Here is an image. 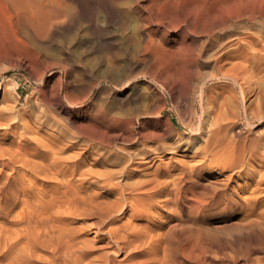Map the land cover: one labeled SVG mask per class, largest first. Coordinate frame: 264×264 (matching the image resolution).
<instances>
[{
	"label": "rangeland",
	"instance_id": "374dc122",
	"mask_svg": "<svg viewBox=\"0 0 264 264\" xmlns=\"http://www.w3.org/2000/svg\"><path fill=\"white\" fill-rule=\"evenodd\" d=\"M51 1L0 0V264H264L263 8Z\"/></svg>",
	"mask_w": 264,
	"mask_h": 264
},
{
	"label": "bare ground",
	"instance_id": "6f19581e",
	"mask_svg": "<svg viewBox=\"0 0 264 264\" xmlns=\"http://www.w3.org/2000/svg\"><path fill=\"white\" fill-rule=\"evenodd\" d=\"M49 1H51V0H49ZM53 1V0H52ZM51 1V3H53ZM127 0H125V2H126ZM133 1H135V0H133ZM162 1H164V0H162ZM172 1V0H171ZM174 1V0H173ZM178 1V0H177ZM186 1V0H185ZM188 1H190V0H187V2ZM216 1V2H215ZM14 2H15V0H14ZM21 2V1H20ZM46 2V1H45ZM128 2V1H127ZM168 2V1H167ZM179 2V1H178ZM219 2V4L221 3V1H218V0H204V1H199L198 2V0L196 1V0H193V1H190V2H188V3H191V5H190V7L188 8V11H187V14H186V17H185V23H191V24H193L194 25V23H199L200 24V20H203V21H205V23H208L209 24V26L210 25H215V23L214 22H216V23H220V24H222L223 23V19H222V17H221V15H223V14H219V13H221V8H219L221 5H217L216 3H218ZM255 2V4L256 5H259L260 6V9H261V7L263 8V9H261L260 10V12L257 10V9H251L250 10V12H249V14H248V20L247 21H249L250 22V25L252 26V28L253 27H255V28H261V29H263L264 28V0H256V1H254ZM29 3V2H28ZM56 3H58V2H56V0H55V3L54 4H56ZM165 3V2H164ZM180 3H183V2H180ZM188 3H185V4H188ZM32 4V3H31ZM223 4V3H222ZM179 5V4H178ZM189 5V4H188ZM51 6H52V4H51ZM59 6V5H58ZM57 6V7H58ZM129 6V5H128ZM183 6V5H182ZM185 6V5H184ZM183 6V7H184ZM187 6V5H186ZM185 6V7H186ZM180 7V6H179ZM33 8V7H32ZM56 8V7H55ZM132 8V7H131ZM30 9H31V7H30ZM38 9V7L37 8H35L34 7V9H32L31 11H34V10H37ZM52 8H49V10H51ZM58 9H60V8H58ZM184 9V8H183ZM246 9V8H245ZM40 10H42V9H40ZM40 10H37L38 12L40 11ZM49 10H46L47 12L49 11ZM134 10V9H133ZM136 10V9H135ZM30 11V12H31ZM54 11H57V10H54ZM53 11V12H54ZM128 11V10H127ZM245 11V10H244ZM42 12V11H41ZM59 11H57V13H58ZM184 12V11H183ZM34 13V12H33ZM50 13V12H49ZM48 13V14H49ZM52 13V12H51ZM50 13V14H51ZM223 13H225V12H223ZM229 13V12H228ZM247 13V12H246ZM35 14H37V13H35ZM42 14V13H41ZM49 14V15H50ZM54 13H52L51 15H52V17H54V16H56V17H58L59 16V14H61V12L58 14V15H53ZM108 14H111L110 12H108L107 13V15ZM129 14V13H128ZM128 14H126V15H128ZM130 14H133V13H131V9H130ZM244 14H245V12H244ZM26 15V14H25ZM138 15V14H137ZM225 15V14H224ZM223 15V16H224ZM247 15V14H246ZM32 16H33V14H32ZM32 16H30L31 18H32ZM36 16V15H35ZM45 16H47V17H50V16H48V15H46V13H45V15H44V17ZM135 16V15H134ZM244 16V15H243ZM25 17V16H24ZM29 17V19H31ZM39 17V16H38ZM40 17H42V18H44L43 17V14H42V16L40 15ZM39 17V18H40ZM52 17H50V18H52ZM55 17V18H56ZM129 17V16H128ZM137 16H135V18H136ZM139 17H141V18H143L142 16H139ZM146 17V16H145ZM148 17V16H147ZM146 17V18H147ZM155 17V16H154ZM231 17V16H230ZM232 17H233V15H232ZM242 17V16H241ZM245 17V16H244ZM247 17V16H246ZM141 18H139V19H141ZM157 18V17H156ZM29 19L27 20L28 22H29ZM37 20H36V22H35V24L36 23H39V22H37V21H39L38 20V18H36ZM48 19V18H47ZM53 19V18H52ZM241 19V18H240ZM44 20V23L46 22L45 20H46V17L43 19ZM43 20L40 22V23H42L43 22ZM144 20H145V18H144ZM244 20V19H243ZM33 20L31 19V21L30 22H32ZM227 21V20H226ZM229 21H231V20H229ZM229 21H227V22H229ZM246 21V22H247ZM29 22V23H30ZM48 22L51 24V22L48 20ZM139 22H141V20L139 21ZM142 22H144V21H142ZM239 22V21H238ZM237 22V23H238ZM44 23H42L41 25H43V27L45 26V24H47V22L44 24ZM48 23V24H49ZM52 23H53V21H52ZM201 23H204V22H202L201 21ZM204 23V24H205ZM230 23V22H229ZM26 24H27V22H26ZM34 24V25H35ZM49 24V25H50ZM54 24V23H53ZM141 24V23H140ZM168 24V23H167ZM190 24V25H191ZM219 24V25H220ZM232 24V23H231ZM169 25V24H168ZM201 25V24H200ZM200 25H198V27L200 26ZM212 25V26H213ZM224 25H225V23H224ZM227 25V24H226ZM235 25H237V24H235ZM247 25H249L248 23H247ZM26 26V25H25ZM28 26V25H27ZM27 26H26V28H27ZM47 26V25H46ZM51 26V25H50ZM137 26H138V22H137ZM147 26V25H146ZM186 26V25H185ZM192 26V25H191ZM196 26H197V24H196ZM195 25H194V28H190L189 30H190V32H191V30L192 31H195V27H196ZM202 26V25H201ZM206 26H208V25H206ZM206 26H205V28H206ZM212 26H210V27H212ZM228 26V25H227ZM245 26H246V24H245ZM35 27V28H34ZM34 27H32V25H31V27L30 28H34L33 30L35 31V29H36V27H38V26H34ZM39 27H42V26H39ZM38 27V28H39ZM43 27H42V29H43ZM142 27H143V24H142ZM188 27V26H187ZM190 27V26H189ZM188 27V28H189ZM197 27V28H198ZM231 26H229L228 28H230ZM241 27V26H240ZM244 27V26H243ZM28 28H29V26H28ZM29 28V29H30ZM136 28V27H135ZM144 28H145V26H144ZM149 28V27H148ZM187 28V29H188ZM202 28V27H201ZM219 28H220V26H219ZM227 28V27H226ZM227 28V29H228ZM232 28H234V25H233V27ZM236 28H239V26L237 27H235V29ZM247 28H248V26H247ZM251 28V27H250ZM249 28V30H251ZM184 29V28H183ZM213 28H210L209 29V31H211ZM221 29V28H220ZM223 29H225V27L223 28ZM241 29V28H240ZM244 29V28H243ZM261 29H259V30H261ZM33 30H31L32 32H33ZM37 30V29H36ZM137 30V29H136ZM148 30V29H147ZM151 30V29H150ZM199 30V29H198ZM216 30V29H215ZM247 30V29H246ZM28 31V30H27ZM30 31V30H29ZM31 31H30V33H31ZM188 31V30H187ZM218 31H221V30H218ZM223 31V30H222ZM229 31H230V29H229ZM240 31V30H239ZM248 31V30H247ZM37 31H35L34 33H36ZM189 32V33H190ZM226 32V31H225ZM224 31L222 32V33H225ZM228 32V31H227ZM233 32V31H232ZM148 33V32H147ZM221 33V34H222ZM231 33V32H230ZM37 34V33H36ZM35 34V35H36ZM139 34H141V33H139ZM138 34V35H139ZM186 35L188 34V33H185ZM195 34V33H194ZM251 33H249V35H250ZM32 35V34H31ZM35 35H33V36H35ZM185 35V36H186ZM208 35V34H207ZM229 35V34H228ZM264 34H262V36H263ZM141 36H143V34L141 35ZM150 37L152 36V34L151 35H149ZM202 36V35H201ZM131 37H132V34H131ZM146 37V36H145ZM192 37V36H191ZM195 36H193V38H194ZM208 37V36H207ZM222 37V36H221ZM142 38V37H141ZM151 38H153V36L151 37ZM182 38H183V36H182ZM201 38V37H200ZM200 38H198L197 39V41L200 39ZM240 38V37H239ZM149 39V38H148ZM148 39L145 41L146 42V46H147V43H151L150 41L151 40H149V42H148ZM192 39V38H191ZM195 39V38H194ZM207 39V38H206ZM216 39V38H215ZM135 40H136V38H135ZM153 40V39H152ZM203 40V39H202ZM202 40H201V42H202ZM222 39H220V41H221ZM0 41H1V39H0ZM206 41V40H205ZM155 42H157V41H155ZM154 42V43H155ZM195 41H193V43H194ZM199 42V41H198ZM201 42H199L200 43V45L202 44ZM216 42V41H215ZM191 43H192V40H191ZM192 43V44H193ZM206 43V42H205ZM192 44L190 45V43H189V45L191 46V50H192ZM241 54H240V52H238V54H240V56L243 58L242 60H243V64L241 65V66H244L245 67V69H247L249 66H251L253 69H250V70H257L258 72H259V69H262L263 68V65L261 66V64L260 63H256V59H258L259 61H261L260 59H264V39H261L259 36H255V37H252V39L251 40H249V39H245V41H241ZM240 44H239V46H240ZM156 45H157V43H156ZM155 45V46H156ZM194 45V44H193ZM196 45V44H195ZM238 46V47H239ZM195 47V46H194ZM201 47V46H200ZM237 47V46H236ZM229 48V47H228ZM151 49H153V48H151ZM197 49V48H196ZM199 49V48H198ZM198 49L196 50V52H198ZM232 49V48H231ZM231 49H227V51H225V53L226 54H231L230 53V50ZM239 49V48H238ZM237 48L235 49V50H238ZM240 50V49H239ZM193 51V50H192ZM201 50H199V52H200ZM234 51V50H233ZM156 52V51H155ZM154 52V53H155ZM151 54V53H150ZM237 54V53H236ZM152 55V54H151ZM151 55H149V56H151ZM156 55V54H155ZM155 55H153L152 57H155ZM193 55V54H192ZM194 55H196V54H194ZM225 55V54H224ZM235 55V54H234ZM220 56H223V55H220ZM239 56V57H240ZM151 57V58H152ZM198 57V56H197ZM219 57V56H218ZM145 58V57H144ZM151 58H150V60H151ZM146 59V58H145ZM153 59V58H152ZM197 60V59H196ZM190 61V60H189ZM195 61V60H194ZM151 62V61H150ZM154 62V61H153ZM188 62V61H187ZM196 62V61H195ZM155 63V62H154ZM197 64V63H196ZM196 64H195V66H196ZM199 64V63H198ZM159 65V64H158ZM175 65H177V64H175ZM181 65H182V63H181ZM184 65V64H183ZM110 66H113V65H110ZM191 67L192 68V66H193V64L192 63H186L185 65H184V67L185 68H187V67ZM180 67V66H179ZM114 68V67H113ZM116 68V67H115ZM114 68V69H115ZM117 68H119V67H117ZM116 68V69H117ZM168 68H169V66H168ZM168 68H167V66L165 67V69H167L168 70ZM174 68H176L175 66L171 69L172 71H174L175 69ZM182 68V67H181ZM198 68V67H197ZM112 69V68H111ZM174 69V70H173ZM179 68H176V70H178ZM189 69V68H188ZM188 69H187V71H188ZM193 69H195V68H193ZM193 69H189V70H191L192 72H193ZM120 70V69H119ZM170 69L168 70V71H171ZM115 71V70H114ZM118 71V70H117ZM171 71V72H172ZM257 71H254L255 73L257 72ZM250 72V71H249ZM257 72V73H258ZM259 73H261V72H259ZM249 74V73H248ZM252 74V73H251ZM236 81V80H235ZM167 85V84H166ZM264 85V84H263ZM243 89V88H242ZM244 90V89H243ZM62 100V99H61ZM61 102V101H60ZM65 107V106H64ZM143 135V134H142ZM144 135L145 136H147L145 133H144ZM61 155L60 156H58V155H54V162L56 163V162H58V161H60L61 160ZM117 159V158H116ZM38 161V160H37ZM101 173V172H100ZM99 173V174H100ZM98 175V174H97ZM95 181L96 182H98L99 181V176L97 177V179H95ZM121 181V180H120ZM122 184V183H121ZM117 186L118 187H120L121 185L120 184H117ZM123 186V185H122ZM121 190H122V187H121ZM123 192V191H122Z\"/></svg>",
	"mask_w": 264,
	"mask_h": 264
}]
</instances>
